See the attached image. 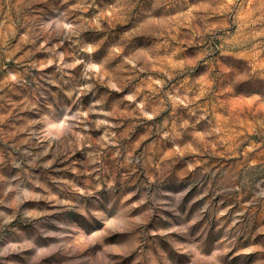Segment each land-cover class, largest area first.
Segmentation results:
<instances>
[{
    "label": "rangeland",
    "instance_id": "rangeland-1",
    "mask_svg": "<svg viewBox=\"0 0 264 264\" xmlns=\"http://www.w3.org/2000/svg\"><path fill=\"white\" fill-rule=\"evenodd\" d=\"M0 264H264V0H0Z\"/></svg>",
    "mask_w": 264,
    "mask_h": 264
}]
</instances>
